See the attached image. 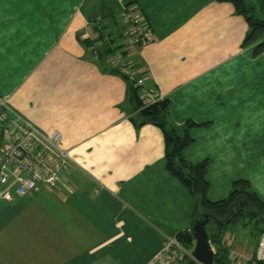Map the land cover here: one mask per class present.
Wrapping results in <instances>:
<instances>
[{"label": "crops", "instance_id": "1", "mask_svg": "<svg viewBox=\"0 0 264 264\" xmlns=\"http://www.w3.org/2000/svg\"><path fill=\"white\" fill-rule=\"evenodd\" d=\"M126 6L153 30L127 50L137 75L153 100H170L174 123L199 124L186 154L209 160L208 198L224 199L244 179L264 202V51L243 45L248 23L232 2L0 0V96L59 132L74 159L70 191L0 201V264H153L192 227L195 201L166 168L162 129L135 127L127 82L85 40L102 37L90 23L102 16L121 43Z\"/></svg>", "mask_w": 264, "mask_h": 264}, {"label": "built area", "instance_id": "2", "mask_svg": "<svg viewBox=\"0 0 264 264\" xmlns=\"http://www.w3.org/2000/svg\"><path fill=\"white\" fill-rule=\"evenodd\" d=\"M120 21L124 26V39L115 43L101 29V24L107 23L104 18H94L90 23L100 25L99 34H103L104 38L96 39L91 49L98 56V50L108 43L113 51L107 62L133 75L135 71L127 57V50L137 44L148 43L153 30L146 16L133 6L122 9ZM137 84L143 86L142 96L153 99L155 89L147 88L142 79ZM72 162L71 151L63 147L59 132H45L18 112L7 98L0 96V201L11 202L15 195L28 196L42 187L59 192L63 189L70 191L66 173L71 170ZM230 238L229 233L224 238L229 246ZM192 252L172 238L153 264H177L185 254L192 256ZM252 263L264 264V232L260 234Z\"/></svg>", "mask_w": 264, "mask_h": 264}, {"label": "trees", "instance_id": "3", "mask_svg": "<svg viewBox=\"0 0 264 264\" xmlns=\"http://www.w3.org/2000/svg\"><path fill=\"white\" fill-rule=\"evenodd\" d=\"M221 1L232 2L237 14L246 19L248 30L243 45L253 46L255 55L264 51V0ZM108 15L115 17L113 14ZM114 22H116V19ZM104 28L101 27L102 30ZM101 36V38H104L103 34ZM85 40H88L91 46L94 43L90 39ZM112 51L110 45L105 43L98 50L99 63L104 70L120 75L127 82V101L133 105L130 119L135 127L139 128L151 123L162 129L165 142L166 168L189 189L193 196L195 201L193 221L200 208L202 212H211L218 218L223 219L229 215L231 206L238 200V204L234 205L233 213L227 221L222 223L211 221L209 223V225L212 224L211 228L209 225L207 227L211 243L215 247L214 264H232L234 261L231 256L232 248L224 240L226 233L233 231L228 224L243 217L255 219L257 222H264V202L259 199L249 181L244 179L233 183L227 197L219 201H211L207 196L210 184L206 178L209 160L193 163L186 154L187 147L193 142L191 129L199 124L193 121H188L183 125L174 123L170 118L171 102L169 99H159L155 102L146 103L141 96L143 86L137 84L140 79L137 75L138 66L132 67L135 71L132 75L130 72H124L118 67L110 65L107 58ZM262 232H264V227L260 234ZM176 239L187 251L193 250L195 239L190 230L179 231ZM254 257L255 254L253 259ZM177 264L199 263L192 256L185 254Z\"/></svg>", "mask_w": 264, "mask_h": 264}, {"label": "rangeland", "instance_id": "4", "mask_svg": "<svg viewBox=\"0 0 264 264\" xmlns=\"http://www.w3.org/2000/svg\"><path fill=\"white\" fill-rule=\"evenodd\" d=\"M142 98L146 103L157 101L153 99L150 101L144 96H142ZM228 225L230 229H233V231L227 232L231 237V256L234 259L233 262H237L238 264H253L251 261L256 253L260 232L264 227V222H257L255 219L252 220L248 217H243ZM211 226L212 224L209 225L210 228Z\"/></svg>", "mask_w": 264, "mask_h": 264}, {"label": "water", "instance_id": "5", "mask_svg": "<svg viewBox=\"0 0 264 264\" xmlns=\"http://www.w3.org/2000/svg\"><path fill=\"white\" fill-rule=\"evenodd\" d=\"M236 204H238V200L231 206L229 215L223 219L218 218L214 213L202 212L201 208L196 213L190 231L195 239L192 256L199 264H214L215 262V249L207 228L209 223L211 221L219 223L227 221Z\"/></svg>", "mask_w": 264, "mask_h": 264}]
</instances>
